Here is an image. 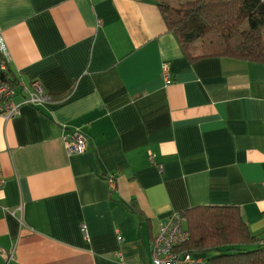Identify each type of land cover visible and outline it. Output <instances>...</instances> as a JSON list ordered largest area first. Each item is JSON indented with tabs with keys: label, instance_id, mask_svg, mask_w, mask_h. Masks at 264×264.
I'll use <instances>...</instances> for the list:
<instances>
[{
	"label": "crops",
	"instance_id": "1",
	"mask_svg": "<svg viewBox=\"0 0 264 264\" xmlns=\"http://www.w3.org/2000/svg\"><path fill=\"white\" fill-rule=\"evenodd\" d=\"M0 36L9 79L52 97L17 86L0 117V264H152L199 206H236L264 237V65L190 63L157 0H0Z\"/></svg>",
	"mask_w": 264,
	"mask_h": 264
},
{
	"label": "trees",
	"instance_id": "2",
	"mask_svg": "<svg viewBox=\"0 0 264 264\" xmlns=\"http://www.w3.org/2000/svg\"><path fill=\"white\" fill-rule=\"evenodd\" d=\"M157 5L190 63L231 58L264 65V0H186L176 6L157 0ZM1 76L0 83H18L9 79L8 65ZM182 216L189 234L184 245L209 264H264V237L252 234L238 207L199 206Z\"/></svg>",
	"mask_w": 264,
	"mask_h": 264
},
{
	"label": "built area",
	"instance_id": "3",
	"mask_svg": "<svg viewBox=\"0 0 264 264\" xmlns=\"http://www.w3.org/2000/svg\"><path fill=\"white\" fill-rule=\"evenodd\" d=\"M0 55L2 61L0 62V71L3 73L7 70L9 62V54L7 52L5 43L0 36ZM163 70L166 73L167 67L164 65ZM19 87L22 93L29 94V98L24 101V104L39 105L45 100L46 95L37 82L31 83V91L26 85L18 83L12 86L9 83H0V117L10 118L19 113L20 105L13 104L15 96V87ZM62 145L67 154H82L86 150L85 137L79 131H72L66 133L61 138ZM113 180L110 184L113 185ZM3 184V175L0 170V187ZM171 217L169 222L160 229L155 236L152 246V264H209V262L200 256H196L187 252L180 246L184 245L189 238V234L182 227L184 223L180 215Z\"/></svg>",
	"mask_w": 264,
	"mask_h": 264
},
{
	"label": "bare ground",
	"instance_id": "4",
	"mask_svg": "<svg viewBox=\"0 0 264 264\" xmlns=\"http://www.w3.org/2000/svg\"><path fill=\"white\" fill-rule=\"evenodd\" d=\"M46 98L48 99V95L46 96ZM1 170V169H0ZM4 185V177H3V184H2V186Z\"/></svg>",
	"mask_w": 264,
	"mask_h": 264
},
{
	"label": "water",
	"instance_id": "5",
	"mask_svg": "<svg viewBox=\"0 0 264 264\" xmlns=\"http://www.w3.org/2000/svg\"><path fill=\"white\" fill-rule=\"evenodd\" d=\"M1 81H2V76L0 77Z\"/></svg>",
	"mask_w": 264,
	"mask_h": 264
}]
</instances>
